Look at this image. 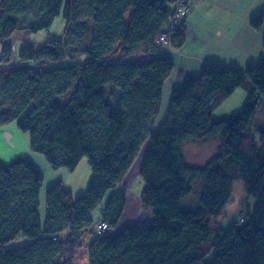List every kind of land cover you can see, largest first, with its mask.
<instances>
[{"label":"trees","instance_id":"1","mask_svg":"<svg viewBox=\"0 0 264 264\" xmlns=\"http://www.w3.org/2000/svg\"><path fill=\"white\" fill-rule=\"evenodd\" d=\"M176 1L87 0V14L78 22V0H0V125L16 123L53 169L74 171L87 157L93 173L82 195L62 181L52 185L43 221L42 172L27 157L0 158V264H264V126L250 128L264 98V58L245 70L206 63L201 75L172 87L167 115L155 129L176 64L164 55L141 54ZM59 18L67 23L63 34L15 56L10 39L17 31H49ZM263 22L264 11L251 26L259 29ZM75 36L85 39L79 50L71 43ZM185 37L184 24L174 40L181 46ZM11 59L24 66H9ZM66 60L72 64L55 65ZM241 86L249 92L241 111L215 115ZM199 140L219 146L195 166L184 146ZM145 142L141 200L154 220L114 233L126 206L123 181ZM238 179L254 205L224 229L214 219ZM196 180L203 186L199 206L185 210L182 200ZM116 187L100 218L110 232L87 243L93 211ZM20 235L29 241L9 247Z\"/></svg>","mask_w":264,"mask_h":264},{"label":"crops","instance_id":"2","mask_svg":"<svg viewBox=\"0 0 264 264\" xmlns=\"http://www.w3.org/2000/svg\"><path fill=\"white\" fill-rule=\"evenodd\" d=\"M190 3L191 9L184 19L186 37L183 45L179 46L180 51H165L161 55L165 56L172 52L182 53L181 48L184 46L189 63L195 67L199 65L203 68L204 64L214 62L222 66L238 67L241 70H245L251 65H258L264 58V22L259 29H254L251 26V20L264 11V0H190ZM9 66L21 67L24 64L15 60L14 64L9 63ZM175 74L176 68L165 85L161 117L155 129L160 127L167 115ZM242 87L246 89L245 86ZM147 143L145 142L143 145L123 181L128 190L126 206L117 230L124 229L125 226L128 227L125 224L129 223L131 225H150L154 220L153 209L144 207L141 195L138 196L129 190L130 181L140 174ZM20 156L29 158L44 176L40 197V216L43 221L45 219L46 191L52 185L62 181L64 186L76 196L86 192L89 179L68 185L67 180L75 170L71 172L65 167L53 169L45 155L31 150L29 134L21 131L16 123L0 125V158L4 162H11ZM101 212L97 221L101 218ZM117 230L115 233L120 232Z\"/></svg>","mask_w":264,"mask_h":264},{"label":"rangeland","instance_id":"3","mask_svg":"<svg viewBox=\"0 0 264 264\" xmlns=\"http://www.w3.org/2000/svg\"><path fill=\"white\" fill-rule=\"evenodd\" d=\"M86 4L87 0H78V22H80L87 14L86 11ZM184 23V21H183ZM182 23V26L184 25ZM67 23L64 19L59 18L57 19L55 25L49 30H41L39 32L32 33L30 31L23 32L17 31L14 34V37H12V44L13 48L15 50L14 54L15 56H18L19 51L27 46V45H33L37 48H42L44 45V42L46 39L54 38L60 34H63L66 30ZM16 35V37H15ZM18 38V40H16ZM71 43L75 47L76 50H79L81 46L84 45L85 39L84 38H78V37H72ZM18 41V42H17ZM182 53H168L167 57L173 58L174 62L176 64V74L173 79V85L176 87H180L183 85L185 78L188 75L193 76H199L201 75L203 68H201L199 65L198 67H195L194 65H191L189 63V60L187 59L188 56L186 54L185 47L182 46ZM0 50H2V44H0ZM79 61H83V58L78 59ZM191 60V59H190ZM11 65L14 64V60H10L9 62ZM208 63H214V62H208ZM72 62L70 61H62L55 64L56 66L59 65H70ZM197 66V64H196ZM249 95V92L247 89H244L242 86L239 87L231 96H229L227 99H225L215 110L214 114L217 116H224L228 114H235L241 111L243 108L247 97ZM258 125L264 126V99L261 98L258 102L256 112L252 118L251 126L250 128H256ZM258 140V139H257ZM218 141H194L190 143H186L184 146L185 156L187 161L191 165L195 166H201L204 165L207 161H209L212 157H214L218 152ZM73 172V171H71ZM92 169L88 163L87 157H84L83 160L80 162L78 167L75 169L73 173H71V176L69 177V180H67V184H76L77 182L81 181H91L92 178ZM90 183V182H89ZM129 190L133 193L137 194L138 196L141 195V192L143 190V187L145 185V182L140 174H138L136 177H134L129 184ZM192 192L189 196L185 197L182 200V208L185 210H195L198 208L200 203V197L202 195L203 186L202 182L200 180H196L191 183ZM118 189L112 188L107 192L105 197L103 198L100 205L96 208L94 212V225L93 229L96 228L98 215L100 214L103 207H105L112 195L113 192H115ZM128 190V189H127ZM254 205V198L252 196H249L243 186V182L241 179H238L233 184V193L232 197L227 203L224 212L221 216L214 219L215 223H218L221 227L224 229H227L234 225L235 223L238 224L240 220L242 219V216L244 215L245 211L247 209L252 208ZM120 222L116 224L114 227H112L113 232L115 233L117 228H119ZM136 224V223H133ZM127 226H130L131 224H125ZM126 227V226H125ZM123 229V228H122ZM122 229H118L117 231H121ZM95 235L89 234L86 236V242H90L94 239ZM29 241V239L23 235L18 236L15 240L11 241L8 246L9 247H18L26 244Z\"/></svg>","mask_w":264,"mask_h":264},{"label":"built area","instance_id":"4","mask_svg":"<svg viewBox=\"0 0 264 264\" xmlns=\"http://www.w3.org/2000/svg\"><path fill=\"white\" fill-rule=\"evenodd\" d=\"M190 9V0L176 1L173 5V12L169 17V20L164 25L162 31L154 39L152 45L148 48V50L141 55L150 57L161 55L165 51L179 52V45L174 40V36L176 32L181 29L182 23ZM109 232L110 228L108 222L104 219H100L96 224V228H94L91 233L94 235H99Z\"/></svg>","mask_w":264,"mask_h":264},{"label":"water","instance_id":"5","mask_svg":"<svg viewBox=\"0 0 264 264\" xmlns=\"http://www.w3.org/2000/svg\"><path fill=\"white\" fill-rule=\"evenodd\" d=\"M74 264H89V262H88V260H83V261H81V260H76V261L74 262Z\"/></svg>","mask_w":264,"mask_h":264}]
</instances>
